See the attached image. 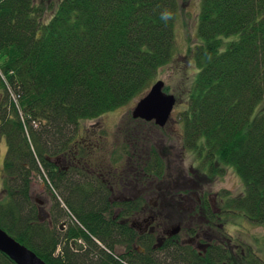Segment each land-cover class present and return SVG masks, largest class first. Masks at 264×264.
Listing matches in <instances>:
<instances>
[{"label":"trees","instance_id":"obj_1","mask_svg":"<svg viewBox=\"0 0 264 264\" xmlns=\"http://www.w3.org/2000/svg\"><path fill=\"white\" fill-rule=\"evenodd\" d=\"M44 2L0 0V140L8 147L0 227L47 264H190L182 254L169 263V254L158 260L149 249L144 255L134 250L136 233L82 206L87 200L79 201L65 171L59 181L69 195L62 205L75 220L64 233L56 228L60 218L52 228L39 219L30 198L34 174L55 182L52 160L71 155L83 122L141 100L171 63L180 0H58L50 19L53 7ZM197 36L190 55L198 71L179 94L185 107L174 109L184 149L203 162L191 178L209 183L219 165L235 169L244 194L227 197L225 208L264 226V0H202ZM132 135L135 145L146 142L142 131ZM150 150L140 156L149 147L135 146L139 154L129 158L145 159L137 165L140 177L165 180L164 155ZM80 240L86 250L73 254ZM118 244L127 246L121 256L115 255ZM183 246L176 238L164 248ZM216 246L238 247L237 264H264L250 248L226 241ZM221 261L231 264L230 252L222 251ZM0 264L15 263L0 252Z\"/></svg>","mask_w":264,"mask_h":264},{"label":"rangeland","instance_id":"obj_2","mask_svg":"<svg viewBox=\"0 0 264 264\" xmlns=\"http://www.w3.org/2000/svg\"><path fill=\"white\" fill-rule=\"evenodd\" d=\"M46 1L44 5L47 8L53 7L52 10L50 11L49 9L46 14V18L50 19L54 10L57 8L56 5H58V0ZM201 7L202 0H180L179 15L175 26L176 43L173 59L168 66L160 70L155 81V83L157 81H163L165 83V88L168 89V91L164 90V92L168 95H174L176 100H178L177 106L179 105L182 108L185 107L186 100L183 101V97H179V94L184 91L185 85H188L189 80L194 79L195 73L198 71L196 70V65L190 54L195 46L200 43L197 36V29ZM3 94L4 92L0 94V99L3 98ZM12 98L15 100V96H12ZM139 101L140 100L136 99L115 111L106 113L98 119L83 122L81 125V133L72 144L74 151L70 153L71 155H67V158L61 157L62 161H64L61 162V165L68 169L71 168L74 166V161L71 160L72 156H78V158L84 157L83 159H85L88 164L91 163L90 166L92 168H100L106 172L120 173L124 168H127L126 166H129L127 163L131 165L134 163L135 168L138 164L141 165L145 162V159L141 157L136 159L137 161L130 160L131 157L129 158V156L139 154L138 151H134L135 146L140 145L147 149L149 147L148 153L142 151V154H140V156L147 155V157L152 153L150 150L151 147H155V149L162 152L164 155L163 157L167 163V171L164 174L165 180H155L153 191L155 190L156 183H163L162 185L169 186L167 190L172 193L175 200L179 199V194H184L183 192L185 191L183 189H189V195L192 200H195L197 193L202 194L206 199L210 198L214 201V208H212V211H222V215H218L219 217L216 220L221 228L214 227L215 231H218L221 235L230 239L232 245L239 244L241 247L250 248L255 256L264 263V226L257 225L250 221L242 212L226 209L223 203V201H226L227 197H238L244 194L245 187L243 181L235 169L219 165V168L223 169L220 170L209 183L207 180L204 182L202 179H200L199 183L193 181V178L190 177V173L194 170L202 172L203 162L197 153L184 149L182 128L175 111L165 128H160L153 122L139 124L140 120L138 121L132 117L133 110ZM10 105H13L11 99ZM176 111H178V109H176ZM135 129L143 132V135H140V137L146 139L145 143L139 142L135 145L136 140L134 139H136V137L132 135ZM82 148L84 151L81 152L79 149L82 150ZM7 152V143L5 138H3L0 140V200H3L2 197L6 195L4 192V163ZM75 152H77L78 155H76ZM64 159H67V161ZM85 161H82L80 166L84 167ZM135 161L137 163H135ZM140 165L137 166V170L140 169ZM89 170L91 169L89 168ZM70 171L71 170H68L66 173ZM43 180H45L44 177L40 176L38 173L34 174L31 183L30 198L33 203H36L39 207L41 213L43 214L44 212L43 215L45 216L50 206V202L48 201L50 196L45 193V189L50 191L51 188L48 187V185L46 186ZM162 185L160 189L165 192V187ZM200 186H202V188ZM130 188H132V193H135L133 192L135 190L132 186L127 189L128 195L129 192H131V190H129ZM56 191L58 196H62V200L63 196L68 197L69 195L67 189L66 191L64 189H57ZM150 197L152 198V195ZM153 198H156V195ZM194 203L196 202L194 201ZM68 218H63V221L67 220L69 222ZM204 221L205 220H203V223ZM196 223V220L194 222L186 220L182 223V227L186 230L187 226L194 224L195 227L197 225ZM178 225V218L176 217L174 223L175 228L178 227ZM56 226L59 230L60 225L58 224ZM180 237L182 241L186 238L184 233H181ZM228 239L225 238L224 241ZM77 244L78 246H75L74 243L70 244L71 246H75V249L73 248L74 250L70 248L71 252L73 254L82 255L81 253L86 250V244L81 240L77 241ZM79 245L82 246V250ZM124 245L126 246V244ZM124 245H116L114 248L116 256H121L126 253L127 247L125 248ZM63 246L64 244L59 246L56 255H61ZM165 255L163 256L166 257L167 255ZM159 258L162 259V256L159 255ZM170 262L173 263V261L169 260V263ZM80 263H82V261L78 260L77 264ZM85 264L90 263L85 262Z\"/></svg>","mask_w":264,"mask_h":264},{"label":"flooded vegetation","instance_id":"obj_3","mask_svg":"<svg viewBox=\"0 0 264 264\" xmlns=\"http://www.w3.org/2000/svg\"><path fill=\"white\" fill-rule=\"evenodd\" d=\"M75 154L78 155L77 152ZM83 158L72 156L71 160L74 161V166L69 169L61 165V162H64L62 159L52 160V163L56 165L54 171L57 179L55 184L44 173L45 180L43 181L46 186L48 185L51 188L50 191L45 189V193L50 196L48 199L50 206L45 216L43 215L44 212L42 214L35 203L38 209V217L42 222L49 223L52 228V221L55 218H60L58 220L61 221L59 224L61 233H64L70 226L74 225L73 220L68 218L69 215L65 213L66 210L62 205V196H58L56 191L57 189H63L65 186L62 181H59L62 180L63 172L71 170L66 177L71 179L74 185V192L77 193L76 196L79 201L87 200L81 203L82 206H87L92 210L96 208L99 212L102 211V221L106 223L114 221L119 228L135 232L137 243L133 244L132 248L137 250V252L144 255L149 249L156 255L155 257L158 260H160L159 255L164 260L165 257L163 255L166 253L167 256L169 254L170 260L174 263L182 260L178 257L182 254L183 259L187 263L189 261L190 264H199L201 260L205 261L207 259L210 264H228V261H221L222 251H228L231 254V264H237L238 247L216 246L221 245L224 241L222 240V235L214 229V227L221 228L216 220L219 217L218 215H222V211H212L214 201L210 198L206 199L202 194L197 193L195 200H192L189 195V189H183L185 191L183 192L184 194H179V199L175 200L172 193L167 190L169 186H164L162 185L163 183H156L153 191V185L157 179L147 175H144L143 178L140 177V174H138L140 169L137 170L138 167L135 166L134 168L130 163H127L129 166H126L127 168H124L120 173L106 172L100 168H92L90 166L91 163L88 164ZM64 160L67 161V159ZM130 160L134 161L133 159ZM82 161L86 162L84 167L80 166ZM136 161L135 163H137ZM161 185L165 187V192L160 189ZM204 185L207 186L206 184ZM132 186L135 193H132V188H130L131 192L128 195L127 189ZM200 187L202 188V186ZM151 195L152 198L150 197ZM155 195L156 198H153ZM95 198H97V204L93 201ZM207 204L208 208L206 209ZM207 212L212 214L213 217L210 218L214 220H211L206 215ZM176 217L179 225L175 228ZM63 218H68L69 222L67 220L63 221ZM186 220L193 222L196 220L197 225L194 227V224H192L184 230L182 223ZM203 220H205L204 223ZM181 233H184L186 237L184 241L180 240L184 244L183 247L164 248L168 241L176 238L180 239ZM226 242L230 243L231 241L226 240ZM180 250L185 253L180 252Z\"/></svg>","mask_w":264,"mask_h":264},{"label":"water","instance_id":"obj_4","mask_svg":"<svg viewBox=\"0 0 264 264\" xmlns=\"http://www.w3.org/2000/svg\"><path fill=\"white\" fill-rule=\"evenodd\" d=\"M165 83L157 81L133 110L132 117L136 120L154 122L158 127L165 128L177 104L174 95L164 92ZM0 252L7 255L15 264H47L36 253L21 245L0 227Z\"/></svg>","mask_w":264,"mask_h":264},{"label":"bare ground","instance_id":"obj_5","mask_svg":"<svg viewBox=\"0 0 264 264\" xmlns=\"http://www.w3.org/2000/svg\"><path fill=\"white\" fill-rule=\"evenodd\" d=\"M69 215H70V219L74 221L75 220L74 217L71 214Z\"/></svg>","mask_w":264,"mask_h":264}]
</instances>
